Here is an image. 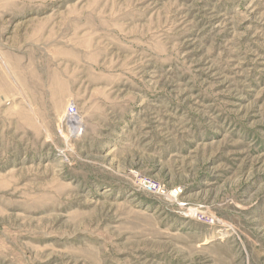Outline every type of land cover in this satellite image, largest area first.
Segmentation results:
<instances>
[{"label":"rangeland","instance_id":"obj_1","mask_svg":"<svg viewBox=\"0 0 264 264\" xmlns=\"http://www.w3.org/2000/svg\"><path fill=\"white\" fill-rule=\"evenodd\" d=\"M0 264H264V0H0Z\"/></svg>","mask_w":264,"mask_h":264},{"label":"built area","instance_id":"obj_2","mask_svg":"<svg viewBox=\"0 0 264 264\" xmlns=\"http://www.w3.org/2000/svg\"><path fill=\"white\" fill-rule=\"evenodd\" d=\"M68 114L73 118H75V116H77V106L75 104H70L68 106ZM137 180H138L139 184L144 189L148 190L149 192L156 193V194H165L166 193L165 188L160 183H158L157 181H155L149 177L138 175ZM199 218L204 219V220H208L211 217L206 216L205 214H200Z\"/></svg>","mask_w":264,"mask_h":264},{"label":"bare ground","instance_id":"obj_3","mask_svg":"<svg viewBox=\"0 0 264 264\" xmlns=\"http://www.w3.org/2000/svg\"><path fill=\"white\" fill-rule=\"evenodd\" d=\"M75 121V120H74ZM76 122V121H75Z\"/></svg>","mask_w":264,"mask_h":264}]
</instances>
